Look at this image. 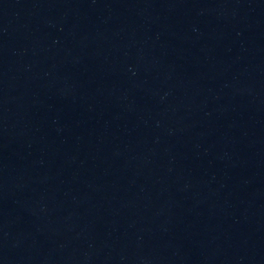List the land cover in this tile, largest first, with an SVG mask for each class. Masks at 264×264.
I'll return each mask as SVG.
<instances>
[{"label": "water", "instance_id": "95a60500", "mask_svg": "<svg viewBox=\"0 0 264 264\" xmlns=\"http://www.w3.org/2000/svg\"><path fill=\"white\" fill-rule=\"evenodd\" d=\"M163 36L264 40V0H0V46Z\"/></svg>", "mask_w": 264, "mask_h": 264}]
</instances>
